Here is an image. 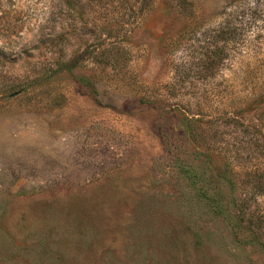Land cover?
<instances>
[{"label":"rangeland","instance_id":"374dc122","mask_svg":"<svg viewBox=\"0 0 264 264\" xmlns=\"http://www.w3.org/2000/svg\"><path fill=\"white\" fill-rule=\"evenodd\" d=\"M262 19L0 0V264H264Z\"/></svg>","mask_w":264,"mask_h":264},{"label":"trees","instance_id":"16d2710c","mask_svg":"<svg viewBox=\"0 0 264 264\" xmlns=\"http://www.w3.org/2000/svg\"><path fill=\"white\" fill-rule=\"evenodd\" d=\"M256 4H257V6L262 5V3L260 1H258V3L255 2V5ZM246 8L247 9L244 10L242 12V14H240V16L243 18V21H242L243 31L241 33L244 36L243 37L244 40L248 43L250 41L251 42L253 41L250 39L253 38L255 31L256 30L261 31L262 29L260 28V26L257 25L258 24V13L250 7H246ZM262 21L264 22L263 19H262ZM231 33H232V31H231Z\"/></svg>","mask_w":264,"mask_h":264}]
</instances>
